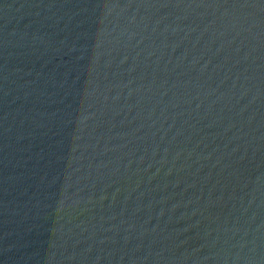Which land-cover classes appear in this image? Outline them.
Segmentation results:
<instances>
[{"label": "water", "instance_id": "1", "mask_svg": "<svg viewBox=\"0 0 264 264\" xmlns=\"http://www.w3.org/2000/svg\"><path fill=\"white\" fill-rule=\"evenodd\" d=\"M0 264H264V0H0Z\"/></svg>", "mask_w": 264, "mask_h": 264}]
</instances>
